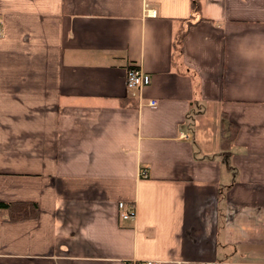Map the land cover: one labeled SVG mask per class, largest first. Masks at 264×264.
<instances>
[{"label":"crops","instance_id":"obj_1","mask_svg":"<svg viewBox=\"0 0 264 264\" xmlns=\"http://www.w3.org/2000/svg\"><path fill=\"white\" fill-rule=\"evenodd\" d=\"M191 4L0 0V264H264V0Z\"/></svg>","mask_w":264,"mask_h":264},{"label":"trees","instance_id":"obj_2","mask_svg":"<svg viewBox=\"0 0 264 264\" xmlns=\"http://www.w3.org/2000/svg\"><path fill=\"white\" fill-rule=\"evenodd\" d=\"M192 18L184 20L186 25H181L175 36L174 40V49L178 54H181L183 51V42L184 38L190 28L191 25L195 24V14L201 13V0H192ZM124 105L131 104L134 105L135 102H133V98H127L122 101ZM228 129L231 130L234 134H231L228 136V138L225 141V145H229L230 141L234 138L233 136L238 130V127L233 122H228ZM38 213V207L36 202L32 201H18V202H5L0 201V219L2 217H6L8 220L11 221H17L21 219H29L37 216Z\"/></svg>","mask_w":264,"mask_h":264},{"label":"built area","instance_id":"obj_3","mask_svg":"<svg viewBox=\"0 0 264 264\" xmlns=\"http://www.w3.org/2000/svg\"><path fill=\"white\" fill-rule=\"evenodd\" d=\"M153 10H151L152 12ZM2 34L0 30V35ZM152 80V76L148 73L142 70L138 65L130 64L127 68L126 73V83L128 88H142L148 84H150ZM152 105H155L157 101L152 100L150 102ZM140 175L142 176H148V170L143 168L140 172ZM120 213L122 218L129 219L133 217L136 213V208L133 203H127L124 201H121L118 203ZM126 264H156V262L148 260V261H139V260H132L127 262Z\"/></svg>","mask_w":264,"mask_h":264}]
</instances>
